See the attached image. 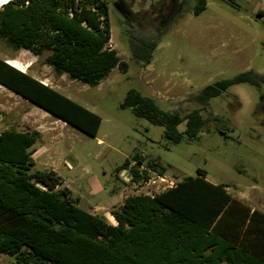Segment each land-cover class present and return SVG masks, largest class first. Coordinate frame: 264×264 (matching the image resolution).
Returning <instances> with one entry per match:
<instances>
[{
    "label": "trees",
    "instance_id": "trees-1",
    "mask_svg": "<svg viewBox=\"0 0 264 264\" xmlns=\"http://www.w3.org/2000/svg\"><path fill=\"white\" fill-rule=\"evenodd\" d=\"M206 7L207 0H195L192 12ZM255 16L264 23V9ZM108 18V0H8L0 6V43L43 56L55 72L97 86L114 67L127 70L115 49L106 47ZM128 45L131 58L145 66L158 40L129 35ZM240 83L258 88L264 74L247 70L207 84L189 97L200 107L186 113L163 109L133 88L121 107L163 126L164 137L178 143L181 122L194 139L207 122L201 109ZM0 84L75 129L97 134L98 114L2 58ZM38 139L33 131L0 132V255L16 264H264V210L232 197L227 183L207 180L204 169L156 194L126 196L110 211L115 223L108 224L78 206L54 170L36 168L31 147ZM116 170L128 171L134 183L166 169L157 159L134 154Z\"/></svg>",
    "mask_w": 264,
    "mask_h": 264
},
{
    "label": "rangeland",
    "instance_id": "rangeland-1",
    "mask_svg": "<svg viewBox=\"0 0 264 264\" xmlns=\"http://www.w3.org/2000/svg\"><path fill=\"white\" fill-rule=\"evenodd\" d=\"M123 1L128 19L114 9L112 0L108 4L106 47L115 49L127 70L114 67L97 86L55 72L43 63V56L0 43V58L98 114L97 134L75 129L2 84L0 132H38L31 147L36 168L54 170L78 206L108 224L115 223L110 211L126 196L156 194L184 176H195L198 168L207 172L210 182L227 183L232 197L264 210V109L259 107L264 104V84L231 85L211 98L200 111L207 119L205 128L189 139L181 122L178 143L164 137L163 126L136 116L131 107H121L133 88L163 109L186 113L200 107L189 97L205 85L247 70L264 74V23L255 16L264 9V0H207L199 15L192 12L195 0H179L181 8L169 13L166 0ZM160 11L165 13L161 22L155 17ZM129 35L158 40L148 65L131 58ZM134 154L157 159L166 169L161 179L151 172L154 182L134 185L128 171L117 172V166ZM0 264L16 263L1 254Z\"/></svg>",
    "mask_w": 264,
    "mask_h": 264
},
{
    "label": "flooded vegetation",
    "instance_id": "flooded-vegetation-1",
    "mask_svg": "<svg viewBox=\"0 0 264 264\" xmlns=\"http://www.w3.org/2000/svg\"><path fill=\"white\" fill-rule=\"evenodd\" d=\"M110 1H111V0H108V4H109ZM166 1H167V3H168V6L166 7V8H167V13H169L172 9H174V10L176 11L177 9H179V7L181 8V5H180L179 0H166ZM111 4H112V6L114 7V9H115L120 15L125 16V17H127V19H128V15H127V13H126V11H125V8H124L125 6H124V1H123V0H112ZM173 5H175V7H174ZM160 13H161V14H160ZM160 13L157 12V13H156L157 16H155V17H157V18L159 19V22H161V21H160V20H161V17H163V14H165V13L162 14L161 11H160ZM156 14H155V15H156Z\"/></svg>",
    "mask_w": 264,
    "mask_h": 264
},
{
    "label": "built area",
    "instance_id": "built-area-1",
    "mask_svg": "<svg viewBox=\"0 0 264 264\" xmlns=\"http://www.w3.org/2000/svg\"><path fill=\"white\" fill-rule=\"evenodd\" d=\"M7 1H8V0H7ZM153 173H154V172H153ZM155 174H156V173H155ZM157 177L161 179L162 176H160V175L157 174ZM129 178H130V177H129ZM141 182H142L143 184H144V183L147 184V183H152V182H154V181H153V179H152L151 177H149V179H147V181H143L142 178H139V181L134 182L133 184H134V185H139V184H141Z\"/></svg>",
    "mask_w": 264,
    "mask_h": 264
},
{
    "label": "bare ground",
    "instance_id": "bare-ground-1",
    "mask_svg": "<svg viewBox=\"0 0 264 264\" xmlns=\"http://www.w3.org/2000/svg\"><path fill=\"white\" fill-rule=\"evenodd\" d=\"M7 0H0V6H2ZM10 64V63H9Z\"/></svg>",
    "mask_w": 264,
    "mask_h": 264
},
{
    "label": "crops",
    "instance_id": "crops-1",
    "mask_svg": "<svg viewBox=\"0 0 264 264\" xmlns=\"http://www.w3.org/2000/svg\"><path fill=\"white\" fill-rule=\"evenodd\" d=\"M64 181V180H63Z\"/></svg>",
    "mask_w": 264,
    "mask_h": 264
}]
</instances>
